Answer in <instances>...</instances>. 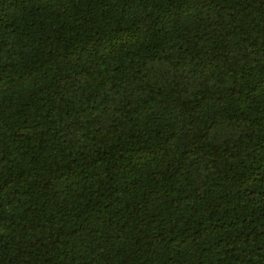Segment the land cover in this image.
Here are the masks:
<instances>
[{
  "label": "trees",
  "instance_id": "obj_1",
  "mask_svg": "<svg viewBox=\"0 0 264 264\" xmlns=\"http://www.w3.org/2000/svg\"><path fill=\"white\" fill-rule=\"evenodd\" d=\"M0 264H264V0H0Z\"/></svg>",
  "mask_w": 264,
  "mask_h": 264
}]
</instances>
